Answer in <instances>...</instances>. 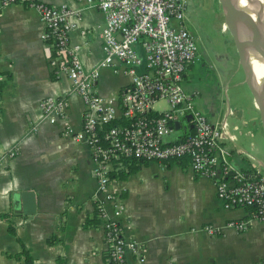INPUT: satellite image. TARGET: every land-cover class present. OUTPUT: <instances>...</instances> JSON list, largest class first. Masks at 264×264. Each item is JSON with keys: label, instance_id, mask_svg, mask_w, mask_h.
<instances>
[{"label": "crops", "instance_id": "obj_1", "mask_svg": "<svg viewBox=\"0 0 264 264\" xmlns=\"http://www.w3.org/2000/svg\"><path fill=\"white\" fill-rule=\"evenodd\" d=\"M39 1L79 10L73 18L78 28L69 32V39L80 46L83 66L92 68L102 57L99 31L104 14L85 0ZM43 25L38 12L25 3L0 5V152L18 147L15 157L0 163V212L10 214L15 230L9 232L7 221L0 218V264H25L14 256L21 248L18 240L33 264H109L95 213L94 199L100 194L94 165L87 145L74 138L81 129L83 102L66 74L52 63L56 50L43 40ZM202 59L200 55L183 77L185 91L196 96L191 68ZM129 81L128 75L105 68L95 90L101 96H116ZM213 95L221 99L215 90L210 99ZM59 97L67 100V115L50 123L43 117L41 102ZM242 100L233 105L237 109L232 118L227 101L223 109L206 99L201 106L215 109L209 113L211 120L226 119L233 139L227 144L231 163L249 170L254 161L243 152L264 163L253 153L264 129L252 96L245 94ZM109 178L108 190L122 211L114 215L111 202L106 208L118 219L124 237L137 242L143 258L139 262L128 252L129 264H264V221L248 217L249 208H224L212 180L191 172L186 159L115 160ZM246 218L247 227L237 231L231 222ZM205 225L215 233H208Z\"/></svg>", "mask_w": 264, "mask_h": 264}, {"label": "built area", "instance_id": "obj_2", "mask_svg": "<svg viewBox=\"0 0 264 264\" xmlns=\"http://www.w3.org/2000/svg\"><path fill=\"white\" fill-rule=\"evenodd\" d=\"M85 1L105 18L99 31L102 57L90 69L80 60V46L69 39V32L78 28L73 18L79 10L39 0H0V5L25 3L38 12L44 24L42 38L56 50L52 63L66 74L72 91L81 97L82 125L74 138L87 145L94 165L100 194L94 199L95 213L101 221L109 264H129L128 252L143 261L137 242L124 237L118 219L111 217L105 205L111 202L113 214L120 216L122 206L108 190L109 166L115 160L186 159L191 172L212 180L224 208L251 207L248 217L264 221V163L243 152L254 161L252 168H234L227 147L233 139L226 131V119L211 120L195 105L196 93L183 87L185 71L201 55L187 26L186 0ZM105 68L130 78L126 89L116 96H101L95 90ZM161 99L167 108L158 110L153 104ZM67 106L66 98H47L41 102L43 117L54 123L56 118L66 117ZM17 152L15 146L0 152V163ZM249 219L231 223L241 231ZM204 229L215 233L212 226Z\"/></svg>", "mask_w": 264, "mask_h": 264}, {"label": "rangeland", "instance_id": "obj_3", "mask_svg": "<svg viewBox=\"0 0 264 264\" xmlns=\"http://www.w3.org/2000/svg\"><path fill=\"white\" fill-rule=\"evenodd\" d=\"M195 7L199 10L202 36L206 38L203 42L204 47L201 48L202 61H198L197 64L192 66L191 71L193 73L192 81L196 83V90L199 95L194 97V103L200 111L209 116L211 111L203 109L201 106L204 99L208 101H214V105L217 108H225V101L228 102L232 115L237 107L236 101H243V95L251 98V93L244 82V75L241 67L238 63V55L235 49L231 35L229 34L223 20L220 4L218 0H195ZM206 49L209 54L207 58L203 52ZM190 79V78H189ZM216 91L219 94L220 100L213 95L210 99L212 91ZM211 91L208 97L205 94ZM153 107L158 110L167 108V103L164 100H158L154 102ZM222 113L223 111H218ZM215 116L217 114H214ZM213 116V117H215ZM256 150L253 152L257 158L264 161V135L262 139H257L255 142ZM251 149V148H250ZM252 152V151H251Z\"/></svg>", "mask_w": 264, "mask_h": 264}, {"label": "water", "instance_id": "obj_4", "mask_svg": "<svg viewBox=\"0 0 264 264\" xmlns=\"http://www.w3.org/2000/svg\"><path fill=\"white\" fill-rule=\"evenodd\" d=\"M239 1L218 0L224 24L232 37L237 51L238 63L244 75V82L252 95L259 113L261 125L264 129V0H253L255 18L247 23L248 30L244 31V33L238 30L239 16L234 11V6ZM249 43L253 47L254 52L251 50ZM253 59L257 60L259 69L261 70L259 75L255 73ZM175 127H179L177 122L175 123ZM14 206L15 212L19 213L16 200H14ZM25 212L29 213L28 211Z\"/></svg>", "mask_w": 264, "mask_h": 264}, {"label": "bare ground", "instance_id": "obj_5", "mask_svg": "<svg viewBox=\"0 0 264 264\" xmlns=\"http://www.w3.org/2000/svg\"><path fill=\"white\" fill-rule=\"evenodd\" d=\"M234 11L239 16V22H238V30L243 32L248 30V22L255 18V5L253 0H240L237 5L234 6ZM249 42V41H248ZM249 46L251 50L254 49L249 43ZM255 73L259 75L261 73V70L259 69V65L257 60L253 59Z\"/></svg>", "mask_w": 264, "mask_h": 264}, {"label": "flooded vegetation", "instance_id": "obj_6", "mask_svg": "<svg viewBox=\"0 0 264 264\" xmlns=\"http://www.w3.org/2000/svg\"><path fill=\"white\" fill-rule=\"evenodd\" d=\"M195 0H186V16H187V26L189 27V29L191 30V32L195 35V38L198 41L199 47L201 46V48L204 47L203 42L204 39L206 40V38H204L202 36L201 33L202 32V27H201V19H200V13L199 10H203L201 8L197 9L195 7ZM205 49H203V52L205 54ZM205 56L207 58H209V54L206 53Z\"/></svg>", "mask_w": 264, "mask_h": 264}, {"label": "trees", "instance_id": "obj_7", "mask_svg": "<svg viewBox=\"0 0 264 264\" xmlns=\"http://www.w3.org/2000/svg\"><path fill=\"white\" fill-rule=\"evenodd\" d=\"M1 76L2 75L0 74V84L2 82ZM119 160L132 161V162H136V163L140 162V160H136V159H119ZM248 208L250 209V211L253 210L251 207H248ZM0 218H3L7 221L9 232L14 233V231H15L14 227L12 226V224L10 222V214L5 213V212H0ZM88 224H91V223L88 222ZM18 242H19L21 248H20V251L17 254H15L14 256L18 259L22 258L23 261L25 262V264H33V259L30 256L26 247L23 245V243L20 240H18Z\"/></svg>", "mask_w": 264, "mask_h": 264}]
</instances>
